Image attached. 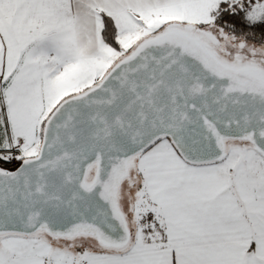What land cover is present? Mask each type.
Returning a JSON list of instances; mask_svg holds the SVG:
<instances>
[{
  "label": "snow or ice",
  "instance_id": "obj_1",
  "mask_svg": "<svg viewBox=\"0 0 264 264\" xmlns=\"http://www.w3.org/2000/svg\"><path fill=\"white\" fill-rule=\"evenodd\" d=\"M0 264H264V0H0Z\"/></svg>",
  "mask_w": 264,
  "mask_h": 264
}]
</instances>
